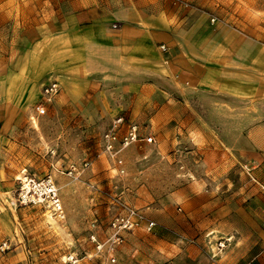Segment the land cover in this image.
<instances>
[{
    "label": "rangeland",
    "instance_id": "obj_1",
    "mask_svg": "<svg viewBox=\"0 0 264 264\" xmlns=\"http://www.w3.org/2000/svg\"><path fill=\"white\" fill-rule=\"evenodd\" d=\"M255 1L174 0L197 71L185 99L167 100L161 83L66 69L60 0H0V264H264V0ZM52 82L59 90L46 101ZM119 117L154 142L110 155L103 136ZM26 178H50L62 214L22 199ZM125 207L155 228L111 246L109 222Z\"/></svg>",
    "mask_w": 264,
    "mask_h": 264
},
{
    "label": "crops",
    "instance_id": "obj_2",
    "mask_svg": "<svg viewBox=\"0 0 264 264\" xmlns=\"http://www.w3.org/2000/svg\"><path fill=\"white\" fill-rule=\"evenodd\" d=\"M60 1L56 13L62 21L61 50L69 58L63 63L66 69L119 82L129 77L148 89L161 83L167 100L185 99L192 90L197 71L193 30L184 24L186 18L174 0ZM75 55L76 64L70 61Z\"/></svg>",
    "mask_w": 264,
    "mask_h": 264
},
{
    "label": "built area",
    "instance_id": "obj_3",
    "mask_svg": "<svg viewBox=\"0 0 264 264\" xmlns=\"http://www.w3.org/2000/svg\"><path fill=\"white\" fill-rule=\"evenodd\" d=\"M162 50H165L164 47H162ZM58 90V85L54 82L46 85L43 87V98L46 101H50ZM36 111L42 114L45 109L43 106H37ZM103 140L105 143L104 147L110 155H116L129 145L140 141L145 143L154 142V138L150 134L142 138L139 128L135 124L124 123L122 117L117 118L113 122L112 127L104 134ZM33 195H37V197H41L49 203L56 214H62L61 203L57 197V189L50 178L39 182L26 178L22 183L20 196L22 199H27L28 196L33 197ZM154 228L155 222L148 219L143 212L135 208L125 207L122 213L115 215L109 222L111 246L122 241L121 235L123 233L138 229L151 232ZM4 246L5 244L0 248L2 251L5 249Z\"/></svg>",
    "mask_w": 264,
    "mask_h": 264
},
{
    "label": "bare ground",
    "instance_id": "obj_4",
    "mask_svg": "<svg viewBox=\"0 0 264 264\" xmlns=\"http://www.w3.org/2000/svg\"><path fill=\"white\" fill-rule=\"evenodd\" d=\"M49 213H50V212H49ZM49 213H48V214H49Z\"/></svg>",
    "mask_w": 264,
    "mask_h": 264
}]
</instances>
